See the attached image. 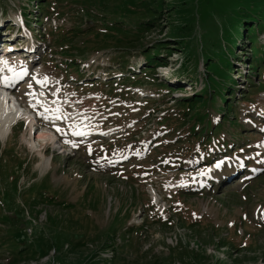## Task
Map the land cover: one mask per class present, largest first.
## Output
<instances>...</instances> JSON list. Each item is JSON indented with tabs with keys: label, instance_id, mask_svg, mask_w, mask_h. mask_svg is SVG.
<instances>
[{
	"label": "rangeland",
	"instance_id": "374dc122",
	"mask_svg": "<svg viewBox=\"0 0 264 264\" xmlns=\"http://www.w3.org/2000/svg\"><path fill=\"white\" fill-rule=\"evenodd\" d=\"M246 21L264 0H0L15 97L51 84L91 137L62 154L0 134V264H264V63H228Z\"/></svg>",
	"mask_w": 264,
	"mask_h": 264
},
{
	"label": "trees",
	"instance_id": "16d2710c",
	"mask_svg": "<svg viewBox=\"0 0 264 264\" xmlns=\"http://www.w3.org/2000/svg\"><path fill=\"white\" fill-rule=\"evenodd\" d=\"M254 24L255 23L253 21H246V22H244V24H243L242 27L236 29L233 32V34H234L233 36H234L235 39H237V37H238L237 35H240L242 31H243V34H242V36H239L238 37V40L237 41L233 42V44H230V46L232 47L231 50H232L233 53H230V51H229V56H230L229 57L230 59L228 60L229 65H231V61H232L231 60V57H232L233 54L235 56L234 59H239L238 61H240V62H251V64H250V67H251L250 70L251 69L257 70L262 65V63L264 62V59H263V57H264V45L261 46V49H262L261 50L262 51L261 52V55H258L256 53V50L254 49V45H253V40L256 39L255 31H263L264 30V23L261 21V23H259V27L258 28H256L254 26ZM245 39H246V44H244L242 42L241 43L239 42V41H243L244 42ZM241 45H243V46H241ZM247 46H250V52L248 51L249 54L248 53L245 54V57L247 56V58H245V57L244 58L236 57L234 51L236 49L240 48V47L247 48ZM154 50L152 52L154 54L150 55L151 57H149L148 60L145 59V63L147 64L145 66V71H147L148 69L152 68V66H149V65H152V64L154 65L155 64L154 62H157V63H166V61H167V60L164 59L165 56H163L161 58V59H164V61L163 60L161 61L159 59L153 58L154 55L156 57H160V52H157V51H154ZM241 51L245 52V49L244 50L242 49ZM253 56H256V59H253L254 58ZM233 82H235V81H233ZM225 86H226V91L228 92L229 91L228 85H225ZM232 94L233 93H231L230 96H233L234 97V95H232ZM194 99H196V101H195L196 103H200L201 102V99H198V98H194ZM187 102L189 103V100ZM187 110L188 109H186V111Z\"/></svg>",
	"mask_w": 264,
	"mask_h": 264
},
{
	"label": "bare ground",
	"instance_id": "6f19581e",
	"mask_svg": "<svg viewBox=\"0 0 264 264\" xmlns=\"http://www.w3.org/2000/svg\"><path fill=\"white\" fill-rule=\"evenodd\" d=\"M21 44V43H20ZM8 46H10L9 48V51L13 50L14 47L11 46L10 44H8ZM9 52H7V55H8ZM11 53V52H10ZM3 63V62H2ZM2 70V69H0ZM5 70L3 71V73L0 72V75L4 74ZM17 82V79L13 76V78L11 79V82H8L11 86H8L9 88H12L13 84L15 83L16 84ZM14 84V85H15ZM40 86L37 85V89L39 90L41 88V93H43V89H44V86H45V83L44 82H40L39 84ZM238 84H234L233 85V88L237 90V92H240L239 88H238ZM39 87V88H38ZM2 88H5V86H0V93L2 92ZM241 88V87H240ZM47 105H49V107H51V111H55L57 110V104L53 103V100L49 103H47ZM13 108V107H11ZM14 109V108H13ZM54 114V113H53ZM57 114V112H56ZM16 114H12L11 111H10V108H9V102H7L6 100L3 99V97H1V94H0V134L3 133V135H6L9 130H10V123L16 118ZM56 116H59V115H56ZM25 127H28L31 131V128H32V124L30 122H27L26 123V126ZM37 133H34L36 135V137H38L40 140L42 139L43 141V144L46 142V141H51L52 140V137L45 133V132H42L40 131V128H37ZM40 133V134H39ZM32 135V134H31ZM34 135V136H35ZM56 143L52 142V146L53 148L55 147ZM32 148V146H30ZM45 148V146H44ZM58 149H61V148H58ZM39 152L41 151L40 149L38 150ZM45 151L47 150H44L42 151L43 153H46ZM63 153V151H62ZM231 167V166H230ZM225 167L222 166V170L224 169ZM221 170V171H222ZM220 171V172H221ZM228 171V170H227ZM233 171V170H232ZM230 171L229 173L232 174L233 172ZM226 173V172H224ZM222 177V176H221Z\"/></svg>",
	"mask_w": 264,
	"mask_h": 264
},
{
	"label": "snow or ice",
	"instance_id": "6c2138e0",
	"mask_svg": "<svg viewBox=\"0 0 264 264\" xmlns=\"http://www.w3.org/2000/svg\"><path fill=\"white\" fill-rule=\"evenodd\" d=\"M7 62H5V64H6ZM19 78V77H18ZM5 86H11L8 82H7V78H5ZM30 87H31V85H30ZM45 111H48V109H45ZM57 111H59V109H57ZM45 119H47L48 117H44ZM56 119H60L61 117H59V116H57V117H55ZM57 131H60V129L59 128H57ZM74 134H76V135H83V133H81V132H77V133H74Z\"/></svg>",
	"mask_w": 264,
	"mask_h": 264
}]
</instances>
